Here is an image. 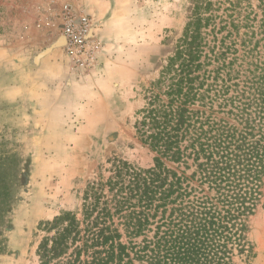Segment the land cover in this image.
<instances>
[{
    "label": "trees",
    "instance_id": "trees-1",
    "mask_svg": "<svg viewBox=\"0 0 264 264\" xmlns=\"http://www.w3.org/2000/svg\"><path fill=\"white\" fill-rule=\"evenodd\" d=\"M186 10L175 49L143 86L135 114L152 165L109 158L78 209L40 222L38 264L255 258L250 220L264 210V0H188Z\"/></svg>",
    "mask_w": 264,
    "mask_h": 264
},
{
    "label": "rangeland",
    "instance_id": "rangeland-1",
    "mask_svg": "<svg viewBox=\"0 0 264 264\" xmlns=\"http://www.w3.org/2000/svg\"><path fill=\"white\" fill-rule=\"evenodd\" d=\"M187 2L0 0L4 87L18 84L15 90L22 93L30 69L39 68L37 79L44 78L40 62L48 52L66 56L61 16L67 3L93 16L103 47L87 72L73 69L66 56L78 79L69 105L55 111L37 105L41 111L36 112L24 106L23 99L9 102L0 97V241L5 246L0 264H38L40 222L78 209L88 181L109 158L152 165L153 154L135 136V114L144 104L143 86L158 76L182 34ZM9 74L15 80L7 81ZM41 83L32 87L34 92L44 90ZM249 235L256 256L238 264H264L263 209L251 218Z\"/></svg>",
    "mask_w": 264,
    "mask_h": 264
},
{
    "label": "crops",
    "instance_id": "crops-1",
    "mask_svg": "<svg viewBox=\"0 0 264 264\" xmlns=\"http://www.w3.org/2000/svg\"><path fill=\"white\" fill-rule=\"evenodd\" d=\"M30 62L31 67H34L35 64L33 58L30 59L29 63ZM40 68L43 70L44 78H41L40 80L37 79V70L39 68L37 70H35V67L30 69L31 72L28 74L29 80L27 79L28 84L24 86V91L22 92L25 93V95L15 90L18 87V84L12 85V83H9L5 87L4 85L0 84V97L2 98V100H0L18 102L23 99L24 106L29 105V107H34L32 110L36 112L41 111L37 105L40 107L41 105L46 106V109H42V111H47L48 109L55 111L57 106H66L65 104L69 105V97H72L73 91L77 86L78 79L71 72L67 57L63 53L61 56H58L56 52H48L46 56L41 59ZM12 77L13 75L9 74L7 81L11 82L15 80V78ZM1 80L2 78L0 81ZM41 80V86L44 88V90H42L40 93L38 91L34 92L35 89H32V87L36 86L37 82ZM5 89L9 91V94L4 96L2 93ZM6 96L8 98H6ZM43 96H46L48 99L43 102L37 99L38 97L42 98ZM65 97L68 99L66 102ZM33 98H36L37 101H35Z\"/></svg>",
    "mask_w": 264,
    "mask_h": 264
},
{
    "label": "built area",
    "instance_id": "built-area-1",
    "mask_svg": "<svg viewBox=\"0 0 264 264\" xmlns=\"http://www.w3.org/2000/svg\"><path fill=\"white\" fill-rule=\"evenodd\" d=\"M61 35L73 69L87 72L97 64L103 47L93 16L67 3L61 16Z\"/></svg>",
    "mask_w": 264,
    "mask_h": 264
}]
</instances>
